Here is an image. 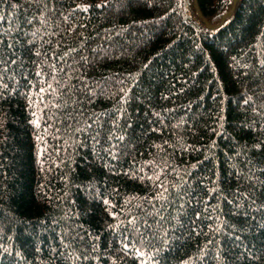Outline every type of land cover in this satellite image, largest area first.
Returning a JSON list of instances; mask_svg holds the SVG:
<instances>
[{"label":"trees","instance_id":"obj_1","mask_svg":"<svg viewBox=\"0 0 264 264\" xmlns=\"http://www.w3.org/2000/svg\"><path fill=\"white\" fill-rule=\"evenodd\" d=\"M233 2L0 0V264H264V0Z\"/></svg>","mask_w":264,"mask_h":264},{"label":"snow or ice","instance_id":"obj_2","mask_svg":"<svg viewBox=\"0 0 264 264\" xmlns=\"http://www.w3.org/2000/svg\"><path fill=\"white\" fill-rule=\"evenodd\" d=\"M2 19H3V17L0 16V20H2ZM0 43H2V41H0ZM9 47H11V45H9ZM41 91H43V89H42ZM246 103H247V101H246ZM88 127L90 128L91 125H89ZM120 139H123V137H120ZM164 191L166 192L167 189H164ZM210 191H211V192H215L216 189L213 188V189H211ZM237 196H238V199H237V202H236V206H235L234 214H238V213L240 212V210L244 208V204L240 202V199H239V198L242 197L244 201H247L248 198H249V194H248V193H242V194H241V193H238ZM158 199H161V200L165 199L163 193H161V194L158 196ZM105 203H108V202L105 201ZM228 203H229V204H232V201H228ZM252 203L254 204V203H255V200H253ZM181 207H183V205H181ZM205 211H207V208H205ZM214 211H215V209H214ZM255 211L264 213V202H262L259 206H257V208L255 209ZM244 215H245V217H247L248 213L245 212ZM195 216H196V219H199L200 216H201V213H200L199 211H197V212L195 213ZM162 219H163V217H161V220H162ZM208 219H211V217H208ZM216 219L219 221V220H220V217L217 216ZM252 219L255 220V217H252ZM262 220H264V215H262ZM136 222H137V218H136V217H133L132 220L128 221V223H129V224H132L133 226H135ZM158 223H159V221H158ZM144 226H145L146 228H149V229L151 228V225H147V224H145ZM209 227H210V231H213V232L219 233V232H221V231L223 230V228L225 227V225L221 222V223H219L215 228H213L211 225H209ZM257 227H258L262 232H264V223H258ZM134 230L137 231V233L139 234V236H140V243L143 244V243L145 242V240L147 239V237H145L143 233H140V232H139V229H135V228H134ZM125 239H127V237H125ZM234 239H236L237 241H239V240H240V236L237 235V236L234 237ZM208 243H209V244H212L213 241H212V240H209ZM133 246H134V245H133ZM123 247H124V249L126 250V249H128L129 244H128V243H124ZM135 254L138 255V256H141V257L145 255V253L142 252V251H140L139 248H136V249H135ZM215 256H216L217 261H221V251H220L219 248L217 249V251H216V253H215ZM85 259H87V257H85ZM149 259H151V257H149Z\"/></svg>","mask_w":264,"mask_h":264},{"label":"water","instance_id":"obj_3","mask_svg":"<svg viewBox=\"0 0 264 264\" xmlns=\"http://www.w3.org/2000/svg\"><path fill=\"white\" fill-rule=\"evenodd\" d=\"M236 2H237V0H234V2H233V6H232V9H231L230 12L228 13V15H230V14L233 13V10H234V8H235ZM223 21H224V19L221 21V24L223 23Z\"/></svg>","mask_w":264,"mask_h":264}]
</instances>
